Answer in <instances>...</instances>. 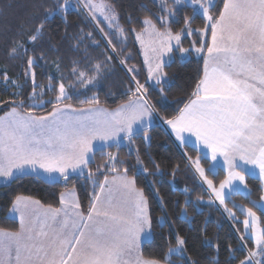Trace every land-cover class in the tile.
<instances>
[{"label": "snow or ice", "instance_id": "obj_1", "mask_svg": "<svg viewBox=\"0 0 264 264\" xmlns=\"http://www.w3.org/2000/svg\"><path fill=\"white\" fill-rule=\"evenodd\" d=\"M156 2L161 13L157 19L163 27L158 28L156 22L146 17L142 21L145 27L136 33V39L144 49L148 79L161 85V97L165 94L163 84L167 73L164 69L168 66L163 58L173 52V42L182 54L194 50L204 55L203 76L196 84L193 98L179 109L178 115L163 123L171 127L181 145L192 143L183 135L190 133L195 137L196 145L203 144L210 150L212 161H216L218 155L224 158L226 175L217 187L205 174L200 158L193 160L188 157L189 166L207 184L212 203L219 201L234 220L238 219L235 212L225 203L234 194L243 195L264 211V0H223V7L216 17L210 15L215 0H190L194 12H202L206 22L214 21L211 23V41L201 38L200 47H195L196 42L193 41L191 48L181 46L185 31L190 36L194 31L203 33L205 29L193 30L189 26L190 18L185 17L184 27L173 33L168 25L174 21L176 11L169 10L166 0ZM175 4L177 7L184 6L181 0H175ZM83 6L90 10L93 20L99 12L109 27L124 35L125 29L119 24L114 6L94 3L93 0H86ZM67 7L68 0L57 2L47 10V14L65 11ZM43 27L41 22L28 39L35 42ZM128 31L136 32V29ZM145 34L149 36L147 42ZM108 43L111 44V40ZM21 47L23 44L17 41L11 53L15 54ZM107 59L111 60V57ZM124 63L126 61L122 60L121 64ZM34 64V58L29 56L25 71V77L32 78L29 99L37 95ZM93 67L95 74L88 76L74 65L71 75L82 86L92 85L101 72V64L96 63ZM128 72L135 73L136 69L129 68ZM131 78L135 83L132 91L134 98L113 110L99 107L100 101L95 94L81 101L89 106L87 108L74 109L71 104H63L69 96L65 84L60 82L55 103L47 114L34 115L33 107L37 105L33 104L25 112L13 107L0 117V180L5 183L25 176H35L48 183L62 179L66 183L72 175H83L85 169L91 178L96 174L89 168L91 154L97 149L96 141L100 142L99 148L106 157L98 165L97 173L101 169L113 173L111 179L105 176L99 183L100 191L95 192L87 215L80 211L78 201H66L63 193V207L40 206L42 210L33 207L40 205L39 201L17 195L12 211L20 215V230L0 229V264H162L159 259H145L137 252L142 240L151 239L148 198L136 186V179L128 175V168L117 167L118 164H125L118 153L104 151L112 146L119 148L121 138L131 143L141 130L143 139L150 140L154 109L147 98L145 85L136 80L135 75ZM4 80L8 82L7 73H4ZM12 84L22 87L15 81ZM51 89L49 83L47 90ZM44 91L41 86L40 94L43 95ZM4 103L23 106L25 101ZM42 104L43 101L39 106ZM137 164L142 165L139 156ZM155 167L159 171V165ZM255 169H258L261 182L259 200H251V190L246 183V176L255 175ZM143 172L148 174V169L143 168ZM113 186L122 193L119 199L111 195ZM232 203L245 215L244 231L250 229L249 236L240 235V247H246L247 239L254 243V248L239 264H253L256 257L260 259H256L255 264H264V229L258 228L257 213L252 207ZM184 215L187 218L186 210ZM161 220L164 221V218L161 217ZM184 244V238L178 235L176 246L168 248L164 259L168 260L171 254L182 256ZM237 250L228 246L229 253ZM234 258L229 256V260ZM213 261L218 264V256L213 257Z\"/></svg>", "mask_w": 264, "mask_h": 264}, {"label": "trees", "instance_id": "obj_2", "mask_svg": "<svg viewBox=\"0 0 264 264\" xmlns=\"http://www.w3.org/2000/svg\"><path fill=\"white\" fill-rule=\"evenodd\" d=\"M103 1L114 6L119 16V24L125 29L124 35H119L100 19L93 20L78 0H68L65 11H56L52 15H48L47 10L64 0H0V116L13 107L25 112L33 104L37 105L33 107V114H47L55 103L60 82L65 84L69 96L63 100V104L77 107L87 105L81 101H86L95 94L100 105L115 108L133 98V75L145 85L149 103L160 119L166 120L178 115L179 109L193 98L196 84L203 76L204 55L192 53L188 58L181 59L177 50H174L172 59L166 63L168 66L164 69L167 79L163 84L165 94L161 97V85H153L148 81L147 69L136 40V33L144 28L142 21L146 17L156 22L158 28L163 27L157 19L161 15L157 3L154 0ZM222 7L223 0H215L210 15L218 16ZM173 10L176 11V16L168 25L173 33L184 27L185 17L190 18L189 26L193 30L205 29L203 33L194 31L190 36L185 31L181 39L182 47L191 48L193 41L196 42L195 47H200L201 38L206 42L210 41L211 23L214 21L206 22L203 15L194 12L191 5L185 4ZM41 22L44 24L42 34L35 42L30 41L28 37L34 34L35 28ZM132 28L136 32L128 31ZM109 40L111 44L108 43ZM17 41L23 47L12 54L11 49ZM206 51L207 43L204 54ZM29 56L35 60L33 71L37 85V95L32 99H29L32 78L25 77ZM109 56L111 60L107 59ZM122 60L126 63L121 64ZM96 63L101 64V72L92 85L82 86L71 75L75 65L78 70L92 76L95 74L93 66ZM129 68H135L136 72L129 73ZM4 73H7L8 82L4 80ZM12 81L22 87L17 88ZM49 83L52 85L50 91L47 90ZM41 86L45 88L43 95L40 94ZM17 92L19 95H13ZM21 99L25 101L23 106L4 103ZM41 101L43 104L39 106ZM149 135L150 140L145 141L141 131L133 137L131 143L122 144L119 148L112 146L104 149L105 152L118 153L119 159L125 161V164H118L117 167H127L128 175L136 179V186L148 198L152 222L151 239L142 243L141 255L146 259H159L166 264H214L213 257L216 256L218 264H239L248 255V251L254 248V243L247 239L246 247H240V235L248 236L243 225L245 215L239 208L233 207L232 202L252 207L263 229L264 211L243 195L234 194L225 202L238 218L232 219L224 208L216 202L212 203L209 189L189 166L188 157L193 160L200 158L201 166L206 169L205 174L216 186L224 179L225 171L212 170L208 159L201 156L196 148L190 145L178 146L166 127L159 122L150 127ZM137 156L142 165L137 164ZM105 159L100 149L95 150L89 168L96 174L91 178L88 177L86 169L83 175L70 176L66 183L63 180L48 183L35 176H25L0 184V229L13 232L19 229L18 220L9 215L17 195L31 197L45 206L58 207L61 194L73 189L82 212L87 213L95 192L100 190L99 183L105 176L113 175L107 169H101L97 173L98 165ZM156 165H159V171L156 170ZM143 168L148 169V174L143 172ZM246 183L251 190V200H259L260 180L247 175ZM185 210L187 218L184 215ZM178 235L185 240L183 255L171 254L165 260L168 248L176 246ZM229 245L239 250L229 253ZM230 255L235 258L229 260ZM256 259L260 257L254 258L253 264Z\"/></svg>", "mask_w": 264, "mask_h": 264}, {"label": "crops", "instance_id": "obj_3", "mask_svg": "<svg viewBox=\"0 0 264 264\" xmlns=\"http://www.w3.org/2000/svg\"><path fill=\"white\" fill-rule=\"evenodd\" d=\"M210 41H211V37H210ZM209 41V42H210ZM174 48H173V52L172 53H170V54H168L167 55V57L164 59V61H165V63H167L168 61H170L171 59H172V57H173V55H174V50H177V53H178V56L181 58V59H186V58H188L192 53H196L194 50H191V51H189L188 53H184V54H182V53H180V51H179V48H177V47H175V46H173ZM206 53H207V51H206ZM205 53V54H206ZM197 54V53H196ZM168 60V61H167ZM146 66V65H145ZM146 69H147V75H148V68L146 67ZM204 72V71H203ZM148 81L151 83V84H153V85H157V84H155V83H153L152 82V80H149L148 79ZM134 98V97H133ZM129 101V100H128ZM127 101V102H128ZM127 102H125V103H127ZM122 104H124V103H122ZM76 109H82V108H87V107H89L88 105H83V106H80V107H77V106H74ZM99 107H103V108H107V107H104V106H102V105H99ZM115 108H117V107H115ZM115 108H107V109H109V110H113V109H115ZM8 113V112H7ZM5 115V114H4ZM4 115H2V116H0V117H3ZM157 122H159V123H161V119L157 116V114L155 113V111L153 112V116H152V120H151V125H150V127H152L154 124H156ZM164 124V123H163ZM165 125V127H166V129H167V131L169 132V134L171 135V137L173 138V140L176 142V144L178 145V146H184V145H190V146H192V147H194V148H196L199 152H200V155L201 156H204L205 158H207L208 159V161H209V163H210V168L212 169V170H217V169H222V170H224L225 171V169H224V158L222 157V156H219L218 155V158H217V160L216 161H212L211 160V157H210V155H209V149H207V147L205 146V145H203V144H199V145H196V143H195V137L194 136H192L190 133H184L183 135L185 136V137H187V138H190L191 139V141H192V143H190V144H184V145H181V143H180V141H178L177 139H176V136H175V133H173L172 132V130H171V127L170 126H168V125H166V124H164ZM142 131V130H141ZM140 131V132H141ZM94 143H96L97 144V149H100L99 148V144H100V142L99 141H96V142H94ZM129 142H127V141H124L122 138L120 139V145H122V144H128ZM96 149V150H97ZM92 155V154H91ZM239 163H241V164H243L244 162H242V161H238ZM245 167H247V168H252L253 166L252 165H244ZM86 171V169L84 170V172ZM225 173H226V171H225ZM75 175H79V174H75ZM73 176V175H72ZM252 176H254V177H257L258 178V169H255V175H252ZM62 180V179H61ZM59 181V180H58ZM5 182H3L2 180H0V184H4ZM71 191V189H68V190H66V191H64L63 192V194H64V198H65V200L66 201H69V202H73V201H78V197H77V194H76V192H75V190H74V192H70ZM25 197H27V196H25ZM28 198H30V199H32V200H36V199H33V198H31V197H28ZM36 201H38V200H36ZM79 202V201H78ZM40 206H44V207H47V206H45V205H43V204H41L40 203V205H35V206H33L35 209H37V210H42L41 208H40ZM60 207H63V205L61 204V201H60V205L58 206V207H53V208H60ZM12 209H13V204H12V206H11V208H10V210H9V215L12 217V218H15V219H17L18 220V222H19V229L17 230V231H19L20 230V215H19V213L18 212H14V211H12ZM80 211H82L81 210V208H80ZM84 213V212H83ZM85 215H87V213H84ZM15 232V231H14Z\"/></svg>", "mask_w": 264, "mask_h": 264}, {"label": "rangeland", "instance_id": "obj_4", "mask_svg": "<svg viewBox=\"0 0 264 264\" xmlns=\"http://www.w3.org/2000/svg\"><path fill=\"white\" fill-rule=\"evenodd\" d=\"M155 2H156V0H154ZM78 2H79V4L80 5H82V7L85 9V11L87 12V14L91 17V15L89 14V12H90V10L88 9V8H85L84 6H83V4L86 2V0H78ZM93 2L94 3H105V4H107L105 1H103V0H93ZM166 2H167V7L169 8V10H173V9H177V8H179V7H177L176 6V4H175V0H166ZM157 3V2H156ZM181 3L183 4V5H185V4H187V5H191V3H190V0H181ZM108 5V4H107ZM157 5H158V3H157ZM110 6V5H109ZM192 6V5H191ZM158 7H159V5H158ZM193 7V6H192ZM194 8V7H193ZM160 10V9H159ZM196 12H199V13H201L202 15H203V13L202 12H200V11H196ZM92 18V17H91ZM96 19H100V20H102V21H104L107 25H108V22L107 21H105V19H104V16L103 15H101L99 12H97L96 13ZM109 27V26H108ZM145 27V26H144ZM110 29H114V28H112V27H109ZM144 39H145V41L147 42L148 40H149V36L147 35V34H145V36H144ZM137 40V39H136ZM138 42V41H137ZM138 45H139V48H140V52H141V55H142V57H143V60H144V63H145V57H144V49L142 48V46H141V44L138 42ZM173 46H175V42H173ZM174 48V47H173ZM150 55H151V53H149ZM167 57V55L163 58V59H165ZM168 61V60H167ZM145 65H146V67H147V64L145 63ZM153 83H155L154 81H152ZM60 106H62V105H60ZM72 107L74 108V109H76L73 105H72ZM18 110V109H17ZM19 111V110H18ZM21 112V111H20ZM34 115H36V114H34ZM5 116V115H4ZM3 116V117H4ZM36 116H41V115H36ZM163 121L164 120H162L161 119V124H163ZM164 125V124H163ZM165 126V125H164ZM109 177V179H111V177L112 176H108ZM206 185V187L208 188V186H207V184H205ZM217 187H219V184H218V186ZM248 188H249V186H248ZM113 191H112V193H111V195L114 197V199H119L121 196H122V193H120L119 191H116L115 190V186H113ZM250 189V188H249ZM100 191V190H99ZM70 192H74V190L73 189H71V191ZM209 192H210V190H209ZM105 195H107V193H105ZM216 203L220 206V207H222V208H224V206L223 205H220L219 204V201H216ZM258 228L259 229H263L262 228V226L260 225V223H259V221H258ZM245 234L246 235H250V229H249V231L248 232H245ZM145 241H147V240H142L141 241V243H140V246H139V248L137 249V252L141 255V245H142V243L143 242H145ZM135 255V254H134ZM142 256V255H141ZM143 257V256H142ZM144 258V257H143ZM146 259V258H145ZM162 264H166V263H162Z\"/></svg>", "mask_w": 264, "mask_h": 264}]
</instances>
